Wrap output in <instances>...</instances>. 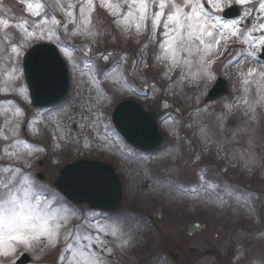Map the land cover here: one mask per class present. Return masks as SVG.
Here are the masks:
<instances>
[{
    "label": "rangeland",
    "instance_id": "obj_1",
    "mask_svg": "<svg viewBox=\"0 0 264 264\" xmlns=\"http://www.w3.org/2000/svg\"><path fill=\"white\" fill-rule=\"evenodd\" d=\"M41 2L50 15L65 19L60 5L66 0ZM202 2L206 11L221 17L224 8L216 10L208 0ZM229 5L237 6L239 14L232 19L222 17V21L239 19L242 34L225 32L227 39L205 56L212 61L208 76L199 73L197 64L189 69L156 59L162 29L152 42L150 26L139 33L134 28L124 32L114 23L115 18L99 7L94 13V36L72 34V24L67 32L62 25L56 26L51 40L47 35L22 39V29L0 28V165L31 174L41 200L61 209L73 222L64 231L89 222L103 226L105 232L93 229L91 233L100 235L112 249L104 253L107 264H169L165 254L180 251L183 260L189 258V263L181 264H190L197 255L189 251V245L202 253L197 264H264V103L257 102L264 96V77L259 75L264 64L256 56L261 47L256 41L264 35V30L257 29L264 14L259 11V0L245 5L228 0ZM75 11L78 14V9ZM0 18L10 22L27 19L29 30L37 19L26 11L22 0H0ZM39 41L56 46L68 68L69 89L60 104L32 108L21 57L28 46ZM12 43L21 46L18 58L9 51ZM64 48L71 52V59ZM249 68L256 70L250 77ZM217 76L227 81L228 91L223 98L204 102V94ZM124 98L162 112L157 122L164 142L156 151L133 150L112 130L110 111ZM17 108L20 115H16ZM14 140L27 142L31 155L16 145L24 158L5 156V146ZM76 158L100 159L120 174L123 200L118 214L107 220L102 219L105 214L85 205L64 210L67 206L52 192L51 182L58 167ZM37 159L43 161L42 166L35 164ZM39 171L44 173L41 181L35 178ZM45 196L55 200L42 199ZM78 218L79 222H74ZM190 222L203 227L188 234ZM112 229L116 236L111 235ZM179 236L187 243L178 249L172 243ZM45 243L31 251L21 247L9 257L0 256V264H14L22 252L30 255L28 264H63L61 254L70 255L63 236L55 248L45 247ZM206 250L211 254L203 255Z\"/></svg>",
    "mask_w": 264,
    "mask_h": 264
},
{
    "label": "snow or ice",
    "instance_id": "obj_2",
    "mask_svg": "<svg viewBox=\"0 0 264 264\" xmlns=\"http://www.w3.org/2000/svg\"><path fill=\"white\" fill-rule=\"evenodd\" d=\"M249 2L250 0H235L240 5ZM22 3L26 11L37 18L32 20L31 30L27 19L10 22L0 18V28L7 29L12 26L22 29L25 34L22 39H43L47 35L51 40L57 25H62L67 32L69 24L74 25V35L94 36V13L99 7L107 10L115 18L114 23L124 32L134 28L139 33L142 30L147 31L150 26L149 39L152 42H156L157 32L162 29L159 31L162 37L159 41L161 51L156 59L161 62L168 60L174 66L184 65L189 69L197 64L200 66L199 73L206 76L210 75L208 66L212 61L206 60L205 56L221 40L227 39L225 32L231 36L242 34L238 27L239 19L223 22L222 17L205 10L202 0H66L60 5L65 17L63 21L54 14L50 15L41 0H22ZM208 3L211 8L221 10L227 7L228 0H208ZM259 11L264 14V0H259ZM244 15L248 16L250 13L245 12ZM257 30H264V22L258 24ZM256 45L264 46V35L258 38ZM20 47L15 43L9 46V51L15 58L19 57ZM63 51L71 59L69 49L64 48ZM2 62L0 57V63ZM255 71L249 68L247 76H252ZM12 72H15V68ZM259 75L264 77V72ZM243 84L247 85L248 80L244 79ZM244 102L248 103L246 99ZM257 102L264 103V96ZM249 108L254 111L252 105ZM15 112L20 115L19 108ZM3 138L8 139L6 136ZM16 145H22L24 149H28L27 154L31 155V146L27 142L14 140L12 145L5 146V156L23 159L24 154ZM9 148L13 150L9 151ZM39 190L30 173L15 166L0 165V256L9 257L21 247L31 251L45 242V247L55 248L63 236L65 248L70 253L67 256L61 254L59 257L63 264H107L104 253H111L112 249L100 235L91 233L93 229L97 233H103L106 229L89 222L87 226L76 225L75 233L65 232L64 227L69 223L68 217L62 214L61 209L50 207L49 201H42L37 195ZM111 235H117L115 229L111 230Z\"/></svg>",
    "mask_w": 264,
    "mask_h": 264
},
{
    "label": "water",
    "instance_id": "obj_3",
    "mask_svg": "<svg viewBox=\"0 0 264 264\" xmlns=\"http://www.w3.org/2000/svg\"><path fill=\"white\" fill-rule=\"evenodd\" d=\"M264 58V50L261 55ZM24 75L30 98L34 105L44 106L65 95L67 71L53 46L38 44L31 47L23 59ZM221 80H217L206 99H213L224 93ZM112 121L117 130L135 147L144 150L155 148L160 143L151 116L143 109L126 100L114 108ZM41 178V174L38 175ZM72 200H86L93 207L102 209L117 208L120 203L118 176L107 165L95 161H77L59 170L54 182ZM26 257L16 261L21 264Z\"/></svg>",
    "mask_w": 264,
    "mask_h": 264
}]
</instances>
